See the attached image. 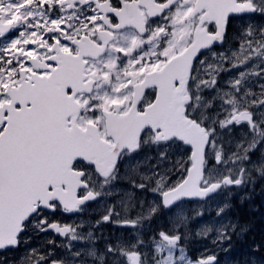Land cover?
Instances as JSON below:
<instances>
[{"label": "flooded vegetation", "instance_id": "af4514ba", "mask_svg": "<svg viewBox=\"0 0 264 264\" xmlns=\"http://www.w3.org/2000/svg\"><path fill=\"white\" fill-rule=\"evenodd\" d=\"M260 1L235 0L249 10L227 14L226 9L224 19L213 15L209 6L196 8L197 0L38 1L44 13L31 17L26 49L30 54L20 62L28 75L23 80H30L34 58L46 77L58 66H67L69 59L71 67H83L78 83L64 84L65 94L74 96L75 107L80 108L62 125L86 149L57 183L66 203L49 200L43 205L38 200L16 243L0 250V264H160L169 256L163 258L156 245L172 240L193 246L191 264H264V246L253 235L264 236V149L247 151L248 161L242 149L235 173L212 172L222 165L214 155L217 124L194 114L193 85L194 67L201 57L209 59L224 47H238L241 21L261 20ZM197 30L206 40L221 38L208 41L216 43L200 54L186 85L176 82L168 88L181 93L185 116L206 128L209 145L197 197L177 200L170 195L187 180L194 150L178 138H169L153 117L143 118L156 106L163 86L141 84L148 73L160 70L192 44ZM224 70L218 76L210 72L204 76L205 115H225L231 87L223 80L235 76ZM240 78L238 98L240 110L245 111L239 117L256 116V127L264 131V119L261 125L262 118L251 112L258 108L251 99L260 88H253L247 75ZM18 79L15 86L22 80ZM3 95L8 100L0 106L10 100L5 91ZM7 116L2 117L0 134ZM248 126L255 128L246 122L240 125ZM42 185L38 182L39 188ZM54 190L48 187V192ZM234 190H240L241 196L228 207L225 195ZM220 196V205H212ZM227 210L232 219H227ZM177 224H182L179 238L174 236ZM204 224L224 227L213 245L210 237L198 232Z\"/></svg>", "mask_w": 264, "mask_h": 264}, {"label": "water", "instance_id": "95a60500", "mask_svg": "<svg viewBox=\"0 0 264 264\" xmlns=\"http://www.w3.org/2000/svg\"><path fill=\"white\" fill-rule=\"evenodd\" d=\"M234 2L235 0H197L196 8L209 6L211 13L218 19L225 18L226 9L227 14L249 10ZM232 7L239 9H231ZM13 26V23L0 20V38L8 36ZM205 37L203 32L197 30L192 44L160 70L148 73L141 84L145 86L157 82L163 86L156 106L143 118L149 120L153 117L154 122L157 120L162 124L164 133L169 134V138H178L194 150V165L187 180L170 195L177 200L197 197L209 134L199 122L185 116L181 93L168 87L176 82L186 85L200 54L216 43L210 41L208 44V41L212 37H216L214 40L221 38L216 35L206 40ZM66 64L67 66L56 68L48 77L32 73L29 81L23 80L28 76L27 71L20 69L21 84L9 86L6 90L11 102L0 107V123L3 121L2 117L9 114L7 127L0 135V250L16 243L23 222L36 210L34 204L38 200H42L43 205L49 200L66 203V195L64 196L57 183L62 178L61 173L85 152L86 146L77 144L75 136L68 134L69 131L63 129L62 125L65 118L77 113L80 108L75 107L74 96L65 94L64 84L78 83L77 80L83 74L82 66L71 67L70 59ZM40 69L42 67L35 66V70ZM16 105H21V108L16 109ZM38 182L43 184L40 188ZM48 187H54V192H48Z\"/></svg>", "mask_w": 264, "mask_h": 264}, {"label": "rangeland", "instance_id": "374dc122", "mask_svg": "<svg viewBox=\"0 0 264 264\" xmlns=\"http://www.w3.org/2000/svg\"><path fill=\"white\" fill-rule=\"evenodd\" d=\"M39 0H0V19L4 22H14L15 32L10 36L0 39V105L2 101H7L8 97L3 95V91L9 85L16 84L19 79V70L21 67L20 62L25 59L26 54H30L26 51L29 34L32 33L31 17H38L44 13L42 4H38ZM261 5L260 19L254 20V18L241 21L243 28V35L239 37V46L234 48H226L211 53V58L201 57L196 63L193 71V77L195 76L193 85L195 91V103L194 114L202 121L206 118L209 119V123L212 125L217 124L215 127V143H214V155L220 158L222 165L217 169H212V172L216 170L218 172H237L239 169V156L242 149L247 156V161L250 160L249 150H262L264 149V131H261L256 127L258 121L256 116H253L250 120L247 117H239V113L243 112V108L240 110L239 101V83H241V76L248 78V83L255 88L259 86L260 90H257V97L251 99L252 103H259L257 110L251 111L253 114L258 113V117L264 119V3L262 0L259 2ZM263 29V30H262ZM262 30V32H261ZM151 69V68H147ZM226 69L225 73L233 72L232 76H235L233 80H223L231 87L226 97V109L225 115L217 117L214 114L205 115L204 113V99L202 94V85L204 76L207 72H210L211 76H218L222 71ZM225 71V70H224ZM230 76L226 74V77ZM233 89V90H232ZM251 98L252 96H248ZM244 113V112H243ZM248 123L251 126L241 128L240 125ZM262 125V124H261ZM260 125V126H261ZM262 128V127H261ZM257 161V160H256ZM218 176V173H211ZM241 196L240 190L228 191L225 195V205L230 207L229 204L235 202L236 198ZM222 196L218 197L212 202L220 205ZM227 219H232L229 211L226 213ZM182 224H177L174 228L175 237L182 236L178 232ZM224 227H213L204 224L198 228V232L202 235L210 237V244L213 245L216 242L215 235H223ZM189 236L186 234L185 237ZM255 236V235H254ZM74 239V238H73ZM157 250L163 253V258L168 254L169 258L164 259L160 264H191L189 263L191 252L190 248L193 246L189 243H176V241L159 242ZM247 247V246H246ZM248 248V247H247ZM249 249V248H248ZM159 264V261H158Z\"/></svg>", "mask_w": 264, "mask_h": 264}, {"label": "trees", "instance_id": "16d2710c", "mask_svg": "<svg viewBox=\"0 0 264 264\" xmlns=\"http://www.w3.org/2000/svg\"><path fill=\"white\" fill-rule=\"evenodd\" d=\"M250 220H251V218H250ZM250 226H251V221H250ZM253 235H258V244L264 246V236H261L260 234H253ZM263 250H264V248H263Z\"/></svg>", "mask_w": 264, "mask_h": 264}]
</instances>
